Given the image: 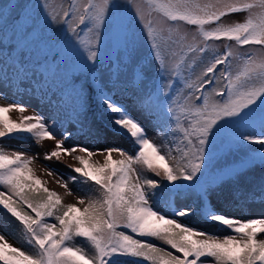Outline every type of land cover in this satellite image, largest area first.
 <instances>
[{
  "label": "snow or ice",
  "instance_id": "obj_1",
  "mask_svg": "<svg viewBox=\"0 0 264 264\" xmlns=\"http://www.w3.org/2000/svg\"><path fill=\"white\" fill-rule=\"evenodd\" d=\"M126 3L130 13L114 0H59L55 6L44 0L37 5L16 4L14 10L20 11L14 16H9L8 5L0 12V77L5 82L36 78L45 96L54 85L71 97L78 125L70 130L38 111L25 115L28 106L18 101L0 104V209L18 222L20 235L34 250L16 247L0 234V264H264V216L238 219L207 207L205 217L230 230L221 237L182 223L178 218L191 215V208L176 209L169 216L155 206L162 181L167 182L163 187L174 188L177 181H187V187L208 194L203 178L214 170L217 140L230 129L258 125L259 132L239 131L231 143L259 147L222 174L238 180L249 166L264 165V0ZM238 13L245 14L242 21L226 20ZM135 26L157 75L168 78L163 91L154 87L139 95L141 111L162 121L157 127L167 145L149 138V118L133 116L113 99L108 87L121 81L120 66L132 76H144ZM5 41L10 42L7 55ZM210 41L231 43H224L221 50ZM102 52L115 56L117 70L101 78L96 106L114 114L109 124L129 138L130 152L66 145L76 133L100 134L88 120L89 108L80 104L82 90L73 86L69 92L66 76L70 71L91 72L101 63ZM34 55L37 70L48 74L42 80L27 66L31 61L26 57ZM9 59L15 63L9 65ZM181 81L183 86L178 87ZM14 111L20 114L17 119L10 115ZM57 128L62 129L60 138ZM14 136H27L41 146L54 142L43 159L62 161L69 156L76 161L79 166L66 165L71 171L67 181L82 185L85 195L73 192L66 180H57L65 195L75 198L66 203L32 167L39 154L6 150L2 141ZM114 153L121 158H114ZM98 154L102 163L93 159ZM145 169L161 179L146 177ZM42 171L49 176L55 172L50 167ZM259 191L264 194V179ZM77 238L86 246L76 244Z\"/></svg>",
  "mask_w": 264,
  "mask_h": 264
},
{
  "label": "rangeland",
  "instance_id": "obj_2",
  "mask_svg": "<svg viewBox=\"0 0 264 264\" xmlns=\"http://www.w3.org/2000/svg\"><path fill=\"white\" fill-rule=\"evenodd\" d=\"M38 1V0H33ZM41 0H39L40 2ZM25 0H0V12L4 11V6L8 5V14L9 16H12L15 14L18 9L14 10V6L18 3L23 4ZM49 2L55 6L59 3V0H49ZM115 3L121 4L125 9L128 10V12H131V9L128 8L126 0H114ZM244 13H238L233 14L231 17L226 18V20L230 21H242L244 18ZM136 27V33L138 38V48L140 49V59L143 57H148L147 47L144 45L141 32L138 26ZM187 30L190 32L191 26H186ZM215 44L217 47H220L221 50H223V44L224 43H231V42H225V41H215V42H209ZM103 47V46H102ZM246 47H253V46H246ZM112 58L115 61V56L108 53V52H102L101 59L102 58ZM127 58H125V64H127ZM113 65H108L105 68H102L98 70V81L99 84H101V78L107 77L109 72L115 73L117 70L116 62ZM13 65V64H9ZM144 69V76H132L129 72V69L127 67L120 66V71L123 73L121 81L117 85H125L128 89L134 88L133 97H135L137 94H139V90L137 87L143 92L147 91L149 86V81L155 80V82L158 84L159 88L163 91V86L168 82L167 76L163 80L160 79V77L157 75V69L154 65V62L149 57L148 61L144 63L143 65ZM38 76L39 79L42 80L43 73L41 69L37 70L36 67H31ZM199 68H197V72H199ZM11 77V73H9ZM33 75L32 71L28 72V76L31 77ZM36 78H21V79H10L9 82H5L2 77H0V104H7L10 101H18L20 103L26 104L28 106V110L24 113L26 115L33 114L34 111H44V112H51L57 109V105L60 102L61 95L58 91L53 92L48 97H45L41 94L39 90V84L35 83ZM113 80H115V76L112 77ZM126 83V84H124ZM110 84V83H109ZM178 87L183 86V82L181 81ZM110 87V86H108ZM118 90L115 94V97H118ZM131 98H128L130 100ZM12 116H19L20 114L18 112H12L10 113ZM63 114V115H62ZM69 115L68 113H62L58 115V119H65L66 116ZM148 124V123H147ZM257 125H249L247 128L252 130L253 128H257ZM73 127H76L75 121L71 122L68 126V129H72ZM244 129V128H241ZM150 130V129H149ZM152 136H155V134L152 132ZM76 138L75 143L83 145L87 148H89L92 151H96L97 149H105L108 147H120L123 148L126 152H130V150L124 146L123 144H120L119 140L116 138H113L110 134L106 135L104 138H94L89 136H81L80 134H76L74 136ZM58 138V137H57ZM155 139H158L157 137H154ZM23 146H17V145H4L7 151H22L27 155H37L38 159L36 162L32 165V167L36 170L37 175L41 177L42 180L47 181V187H49L52 190L57 191L62 196H64L66 203H74L75 198L73 196H66L65 190L62 188L58 183L57 180L64 179L67 181L68 177V168L66 165H75L77 162L72 160L71 157L65 156L62 158V161H45L43 159V155L45 151H50L52 148H54V142L52 141H44L42 146L37 145L36 142L30 141L25 144H22ZM66 145H68L66 143ZM245 150L241 148H233L228 147L226 150V153L214 164V170L211 174L205 175V182H221L222 184H234L235 182L242 183L244 185H247L249 188L254 189V195L260 194V185L262 179H264V165L253 164L249 166V168L243 173L242 177L238 180L231 179L227 175H223L222 173L229 167L235 164V162L241 160L244 156L243 153ZM79 154V153H78ZM115 158H121L118 153L113 154ZM94 160H103L102 155H96L93 157ZM52 168L55 170L54 174L49 176L47 172L42 171L44 168ZM69 188L73 190L77 195L83 196L85 195L81 189L78 187L77 184L72 183L71 181H67ZM254 198V197H253ZM238 203V200H234L232 206L235 207H229L225 208L223 210H220L219 212L226 214L230 217L240 218V219H248V218H258L260 216H264V199H252L250 201H247L243 204V207H245L246 210L243 212L240 211L238 208L239 206L236 205ZM182 223L187 224L185 220L178 218ZM189 221L188 225L191 227H194L196 229H199L201 231H205L217 236H223L228 234L226 231H221L218 229H213L208 226H205V223L197 222L195 219H193L192 216H189L187 218ZM3 224L6 222H2ZM10 229H14L15 231L16 226L13 224H10ZM0 234L4 235L5 238L9 241V243H12L14 246H17V243L3 230V227L0 225ZM24 249L25 251L32 252L34 250L29 249L24 244L20 247Z\"/></svg>",
  "mask_w": 264,
  "mask_h": 264
},
{
  "label": "trees",
  "instance_id": "obj_3",
  "mask_svg": "<svg viewBox=\"0 0 264 264\" xmlns=\"http://www.w3.org/2000/svg\"><path fill=\"white\" fill-rule=\"evenodd\" d=\"M44 0L38 1H33V0H25L23 4H28V5H37V4H43ZM20 10L18 9L17 12ZM35 11V10H34ZM128 11V10H127ZM13 14L12 16L16 15ZM9 34H11L9 32ZM9 41L4 42V53L7 55V45L9 44ZM19 52V49H17V53ZM148 57H143L140 59V64L143 65L148 61ZM27 60L31 61L30 64L27 66L29 68L31 67H36V62L38 60V57L34 56H27ZM8 64H14L15 61L12 59H9L7 61ZM108 65H112L111 59L108 58H102L101 63L96 66L91 72L88 71H83V72H68L66 79L69 83V89L68 91H71V88L74 86L76 90H82V97L83 99L80 101V104L86 106L89 108L88 112V120L89 121H94L95 125L101 130L100 134L98 136H89V137H94V138H104L106 135H111L113 138H116L119 140L120 144H123L126 146L129 150L133 148V145L129 138L126 135L123 134H117L114 129H112L111 125L109 124V116L114 115L111 113H105L102 110L98 109L96 106L97 103V97L95 96V91L99 90L101 87V84H99L98 81V75L97 72L98 70L107 67ZM114 65V64H113ZM139 70V69H137ZM43 73V77L47 76V73L43 72V69H41ZM79 76V80H75L74 77ZM42 77V79H43ZM19 80V79H18ZM126 84V83H124ZM88 85H91V88L93 91H89V88L87 87ZM108 86L109 88H112V96L113 99L121 104L125 109H127L133 116H138L142 114L145 118L148 119V124H147V135L149 138L153 139L156 143L158 144H165L167 145V141L164 140L163 134L160 131V129L157 127L158 124H160L162 121L157 119L155 116L152 115L151 112L148 111H141L144 108V105L141 104L139 100V95L142 93V91L137 87L139 90V94H137L135 97H133V92L134 88H127L125 85H116L115 87H112V84L110 83ZM154 87H159L158 84H156L155 80L149 81V86L148 90H152ZM45 88H48L46 85ZM39 90L42 94L41 86L39 85ZM107 90V89H106ZM118 92V97H115V94ZM58 91V89L53 85V87L50 88V90L47 91V95H43L45 97H48L51 95L53 92ZM59 94L61 95L60 102L57 105V109L51 112H44V111H38L41 114L45 115L46 117H55L58 121L63 122L64 127L68 128L69 124L73 121H75V113L73 111V101L70 96L62 94L60 91H58ZM128 98H131L128 100ZM79 111H83V108L78 109ZM62 113H68L69 115L66 116L65 119H58V115ZM11 115V114H10ZM26 115V114H25ZM63 115V114H62ZM13 119H17L19 116H12ZM78 125H76L77 127ZM257 128H253L252 130L250 129H230L233 130L235 133L239 131H255L259 132V126H256ZM150 129V130H149ZM71 130V129H70ZM62 131V129L57 128V137L60 138L59 134ZM152 132L155 134V136H152ZM79 134V133H76ZM75 134V135H76ZM154 137H157L158 139H155ZM231 135L227 134H222L221 138L217 140V145L215 149V157L213 160V164H215L225 153L228 147H233V148H241L245 150L243 153V156L245 155L246 152H250L251 150L258 148V145H248L244 144L242 147L240 145H237L235 143H231L232 140ZM76 138L73 137L66 141L68 145L76 144L75 143ZM33 141L29 139L27 136H14L11 139L4 138L2 141L3 145H17V146H23L22 144H25L27 142ZM175 155V153H173ZM115 158V157H114ZM119 159V158H117ZM101 163L103 162L100 161ZM76 166H79L78 163L75 164ZM71 174L70 169L68 168V176ZM144 175L148 178H154L157 180H160V177H156L154 173H151L147 171L146 169L144 170ZM205 181V177L203 178ZM183 183L186 185L184 188H180L179 185ZM167 184L166 181H162V187L161 189L157 190L155 192V206L162 210L163 212L167 213L169 216L173 214V211L176 209L188 207L193 210L192 214L189 216H192L193 219H195L197 222H202L205 223V226H208L213 229H218V230H223L228 232L230 234V230H227L226 228L216 225L215 223L209 221L205 215H204V210L207 207H211L215 211H220L225 208L229 207H235L234 205L232 206L234 200H238V205L239 209L241 212H243L245 207H243V204L247 201H250L252 199H264V194H259V195H254V189L249 188L247 185H244L239 182H235L233 185L232 184H222L221 182H205L206 187L208 188V194L207 195H201V193L193 188V187H187L189 185V182L187 181H177L176 182V187L174 188L172 185H168L167 187H163V185ZM78 187L81 189V191L85 194V191L83 190V186L77 184ZM0 190H3L0 188ZM254 197V198H253ZM189 216L182 217L181 219L185 220L187 225L189 221H187ZM240 219V218H238ZM6 222V223H2ZM10 224H13L16 226V231L14 229H10ZM0 225L3 227V230L17 243L16 247H21L22 244H24L26 247L31 249L29 245H27L22 236L20 235L19 232V225L18 222L14 220V218H11L9 215H5L4 211L0 209ZM124 231H127L126 229H122ZM140 239H147L149 242L155 243L157 246L160 247H165L167 248L168 246L164 245L161 241L154 240L152 238H141L137 237ZM261 238H264V235H262ZM76 244L81 245V246H86V243L81 240L80 238H77L75 241ZM33 250V249H31ZM171 250V249H169ZM211 258H209L210 261ZM140 264H148L146 261H140Z\"/></svg>",
  "mask_w": 264,
  "mask_h": 264
}]
</instances>
